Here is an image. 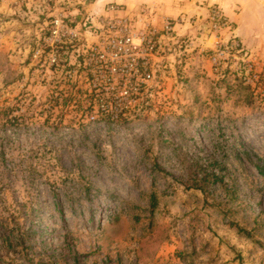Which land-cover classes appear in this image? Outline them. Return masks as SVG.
Masks as SVG:
<instances>
[{
	"label": "rangeland",
	"instance_id": "1",
	"mask_svg": "<svg viewBox=\"0 0 264 264\" xmlns=\"http://www.w3.org/2000/svg\"><path fill=\"white\" fill-rule=\"evenodd\" d=\"M111 5L183 20L113 119L89 89L106 98V73L89 72L79 43L54 67L50 39L55 17L82 28ZM46 6L0 0V264H264V53L207 1ZM214 11L229 25L215 29Z\"/></svg>",
	"mask_w": 264,
	"mask_h": 264
},
{
	"label": "built area",
	"instance_id": "2",
	"mask_svg": "<svg viewBox=\"0 0 264 264\" xmlns=\"http://www.w3.org/2000/svg\"><path fill=\"white\" fill-rule=\"evenodd\" d=\"M46 9L50 12L61 10L66 0H46ZM89 12V11H87ZM209 18L211 19V13ZM213 27L220 29L228 26L226 18L217 11L212 14ZM146 23L144 31L137 28L136 23ZM182 19L173 20L164 17L159 25L150 20L135 19L124 12L120 6H108L102 14H87L79 26L64 23L60 18H54L51 24L50 39L52 44L51 62L59 66L62 48L69 53L70 44L79 43L77 57L85 59L89 72L106 73L104 82L110 91L106 98H101L98 86L91 89V96L114 117L127 107L132 98H138L145 88L155 80L158 72V61L167 40L176 33V27L182 24ZM92 40V42H90ZM240 47L239 44H237ZM73 47V46H72ZM213 62L218 65L219 57L214 56ZM69 83H73L74 75L68 74ZM102 92V90H101ZM122 94V96H119ZM93 118V117H92Z\"/></svg>",
	"mask_w": 264,
	"mask_h": 264
},
{
	"label": "crops",
	"instance_id": "3",
	"mask_svg": "<svg viewBox=\"0 0 264 264\" xmlns=\"http://www.w3.org/2000/svg\"><path fill=\"white\" fill-rule=\"evenodd\" d=\"M201 1L211 2V5H220L228 15V18L234 22L237 34L245 41L252 53H264V0ZM175 3L178 4L177 2ZM172 10L173 13L179 11L178 7L172 8Z\"/></svg>",
	"mask_w": 264,
	"mask_h": 264
},
{
	"label": "trees",
	"instance_id": "4",
	"mask_svg": "<svg viewBox=\"0 0 264 264\" xmlns=\"http://www.w3.org/2000/svg\"><path fill=\"white\" fill-rule=\"evenodd\" d=\"M236 79H238V78H236ZM222 83H225V86L224 87H225V89H226V91L228 93H232V91H234V89L236 87L239 88V91L249 90V87L248 86H245L244 82H242V81H240V82L237 83L236 80H235V83L236 84H231L227 80V78H224V80H223ZM68 87L69 88L66 90L67 92H65V94L68 93V98H64V93H62L63 96H62V99L61 100L63 101V106L64 107H67L70 102L76 101L77 100V94L79 93V90H76L77 88L75 87V85H69ZM224 87H222V88H224ZM249 97L250 96H247L246 99L249 98ZM250 103H253V102H250ZM247 104H249V102H247ZM15 122H17V120H15ZM46 122H48V120ZM206 180H208V179L205 178L204 181H206Z\"/></svg>",
	"mask_w": 264,
	"mask_h": 264
}]
</instances>
